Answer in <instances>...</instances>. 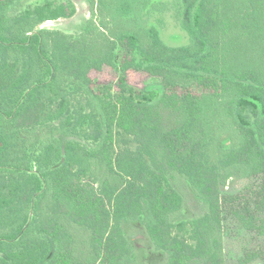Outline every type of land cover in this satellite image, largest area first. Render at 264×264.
Returning <instances> with one entry per match:
<instances>
[{"label":"trees","instance_id":"obj_1","mask_svg":"<svg viewBox=\"0 0 264 264\" xmlns=\"http://www.w3.org/2000/svg\"><path fill=\"white\" fill-rule=\"evenodd\" d=\"M86 1L73 35L40 27L72 2L0 0V264H126L129 220L165 264H225L227 224L264 236V0ZM172 10L187 44L162 39ZM178 176L203 204L190 219Z\"/></svg>","mask_w":264,"mask_h":264},{"label":"rangeland","instance_id":"obj_2","mask_svg":"<svg viewBox=\"0 0 264 264\" xmlns=\"http://www.w3.org/2000/svg\"><path fill=\"white\" fill-rule=\"evenodd\" d=\"M45 0H16V11L20 12L28 6H34ZM56 2H72L76 12L71 17H61L45 21L41 28L61 30L69 34L79 35L86 21L91 17L89 5L86 0H54ZM173 1V0H168ZM159 18V17H158ZM160 25L162 39L169 45L176 46L187 44L188 35L183 31L174 11L166 12ZM95 81L103 83L114 82L115 75L110 69L101 73H93ZM129 82L137 87L142 88L144 84H155L154 78L134 71L128 72ZM237 170L224 172L221 178V190L223 194L236 192L244 184ZM174 185L184 197V203L181 210L173 217L175 220L190 219L203 212V204L197 197L194 190L188 182L177 177ZM124 230L131 247L130 258L126 264H165L166 254L158 249L150 238L144 223L141 220H129L124 222ZM225 264H264V258H259L250 262H242L244 256L249 251L264 250V236H258L254 233H248L246 230L235 224H227L223 238Z\"/></svg>","mask_w":264,"mask_h":264},{"label":"water","instance_id":"obj_3","mask_svg":"<svg viewBox=\"0 0 264 264\" xmlns=\"http://www.w3.org/2000/svg\"><path fill=\"white\" fill-rule=\"evenodd\" d=\"M48 21V20H47Z\"/></svg>","mask_w":264,"mask_h":264}]
</instances>
